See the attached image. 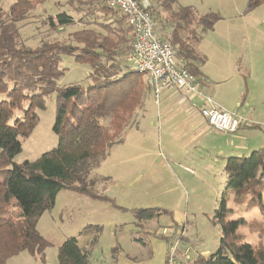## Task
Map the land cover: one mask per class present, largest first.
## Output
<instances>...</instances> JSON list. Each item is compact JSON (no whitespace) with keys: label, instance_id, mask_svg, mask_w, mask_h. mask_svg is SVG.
<instances>
[{"label":"trees","instance_id":"trees-1","mask_svg":"<svg viewBox=\"0 0 264 264\" xmlns=\"http://www.w3.org/2000/svg\"><path fill=\"white\" fill-rule=\"evenodd\" d=\"M49 1L17 0L9 9L0 7V95L6 97L0 100V264L24 252L45 262L51 244L37 225L44 212L54 208L61 191L109 200L98 189L108 178L93 177L92 172L114 146L125 141L126 132L137 125L153 94L131 62L136 40L133 30L121 10L109 7L108 0H69L68 6L86 9L88 23L65 42L46 38L36 47L28 46L21 24ZM150 3L155 35L173 46L180 66L200 77L207 60L199 45L222 18L213 12L200 16L178 0ZM248 3L253 10L264 0ZM75 23L66 11L50 15L46 22L54 32ZM64 55L90 66L92 84L88 88L59 85L66 71L61 66ZM53 94L57 95L53 131L58 146L39 160L16 163L15 157L22 152L21 139L32 135L40 120L37 111L46 109V98ZM224 172L227 191L234 194L235 202L243 204L246 196H252L254 203L249 207L255 205L264 212V147L248 157L227 158ZM226 205L223 199L211 218L222 231L219 248L190 264H264V240L248 243L238 231L243 220L228 219ZM161 212L137 209L135 215L142 222ZM101 232L100 226H90L81 235L92 234L95 246ZM259 235L264 238L263 232ZM58 251L59 264H91L90 251L76 237L67 238Z\"/></svg>","mask_w":264,"mask_h":264},{"label":"rangeland","instance_id":"rangeland-1","mask_svg":"<svg viewBox=\"0 0 264 264\" xmlns=\"http://www.w3.org/2000/svg\"><path fill=\"white\" fill-rule=\"evenodd\" d=\"M16 1L2 0L0 7L9 9ZM248 1L178 0L179 5L192 7L200 16L213 12L222 18L201 41L199 52L207 60L204 68L211 71V80H221L218 82H224L221 87L241 93L243 97L249 87L254 96L264 89V4L249 10ZM68 2L50 0L21 24L22 37L28 46L36 47L46 38L65 42L71 33L88 23L87 12H83L86 9L81 6L80 9L76 4L70 7ZM60 11L73 15L76 23L51 31L47 19ZM102 16L98 15L99 20L103 19ZM74 59L69 55L62 57L61 66L66 71L59 85L88 88L92 84L91 68ZM246 69L252 71L251 78L245 73ZM141 75L145 81L147 76ZM56 96L47 97L46 109L37 111L39 123L30 137L21 139L22 152L15 157L16 163L39 160L44 153L58 146L59 138L53 131ZM5 98L0 95V100ZM146 105L147 112H142L136 120L137 125L126 132L125 141L115 146L102 165L92 172L93 177L108 178L98 185V189L109 200L61 191L54 208L44 212L37 225L40 234L51 244L46 250L45 262L24 252L7 264H59L58 249L70 237L78 238L80 246L90 251L91 264H167L169 251L177 241L180 242L177 260L187 264L186 255L183 256L187 251L190 264L198 256H209L219 248L222 231L211 218L223 199L227 202V218L243 220L238 231L247 242L258 244L264 240L259 235L264 233V212L255 205L249 207L254 203L252 196H246L243 204L235 202L234 194L227 191L225 165L222 169L220 165L217 168L211 166V171L203 162L195 176L187 178L188 186L180 185L177 178H165L164 172L155 170L158 165L151 164V161L162 154L160 147L163 145L155 128V100L149 99ZM262 198L264 201V191ZM137 209H159L162 212L153 220L138 222ZM90 226L102 228L95 246H92V234L81 235ZM183 235L185 239H182Z\"/></svg>","mask_w":264,"mask_h":264},{"label":"crops","instance_id":"crops-1","mask_svg":"<svg viewBox=\"0 0 264 264\" xmlns=\"http://www.w3.org/2000/svg\"><path fill=\"white\" fill-rule=\"evenodd\" d=\"M201 71L198 81L203 93L211 96L223 109L238 112L245 119V123L234 134L220 133L214 130L200 114L199 109L203 102L198 97H191L174 89L161 93L159 99L151 94L149 99L153 98L157 105L155 110L157 114L154 115L155 128L159 131L162 140L160 143L163 145V148L160 147L162 154L152 158L151 164L158 165L155 170L164 172L165 178H177L180 185L186 186H188L187 178L195 176L197 168L203 162H206L208 169L211 166L217 168L219 165L222 169L226 165L227 158L247 156L264 146V105H261L264 103V89H260L257 96L254 93V96L251 95V87H249L243 97L241 93L221 87L224 83H218L221 80L213 82L211 71H205L204 66ZM245 73L248 74V78L252 77L251 70L246 69ZM260 100L263 102L259 103ZM258 125L260 128H254ZM115 148L114 146L113 149ZM141 158L147 160L145 157ZM101 177L104 178V176L99 178ZM183 237L182 239H185L184 235ZM178 253L175 259H178ZM185 255L189 264L190 255L187 251L183 254ZM18 256L14 258L18 259ZM177 261L179 264H184L180 260Z\"/></svg>","mask_w":264,"mask_h":264},{"label":"built area","instance_id":"built-area-1","mask_svg":"<svg viewBox=\"0 0 264 264\" xmlns=\"http://www.w3.org/2000/svg\"><path fill=\"white\" fill-rule=\"evenodd\" d=\"M107 4L126 16L136 37L130 57L133 68L147 76L156 99L170 89L198 97L203 102L199 112L214 130L225 134L238 132L245 119L236 111L223 109L211 96L203 93L198 77L180 66L173 46L155 35V22L149 12L150 0H108ZM178 243L172 245L167 264H179L175 259Z\"/></svg>","mask_w":264,"mask_h":264}]
</instances>
